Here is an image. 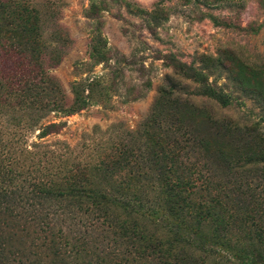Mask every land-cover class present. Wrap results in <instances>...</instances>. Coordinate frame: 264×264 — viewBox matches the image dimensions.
Segmentation results:
<instances>
[{"label":"trees","instance_id":"obj_1","mask_svg":"<svg viewBox=\"0 0 264 264\" xmlns=\"http://www.w3.org/2000/svg\"><path fill=\"white\" fill-rule=\"evenodd\" d=\"M56 17L55 7L0 0V264H264V63L218 60L257 118L217 117L173 83L136 130L27 149L28 133L66 127L44 124L50 114L87 103L80 87L69 102L50 74L69 40ZM96 42L91 58L105 57ZM213 69L188 78L208 99L243 107L209 82Z\"/></svg>","mask_w":264,"mask_h":264},{"label":"rangeland","instance_id":"obj_2","mask_svg":"<svg viewBox=\"0 0 264 264\" xmlns=\"http://www.w3.org/2000/svg\"><path fill=\"white\" fill-rule=\"evenodd\" d=\"M27 1L56 8V21L69 40L62 61L50 74L58 79L69 102L75 87L83 90L87 101L71 116L50 114L44 124L62 122L66 127L44 139L38 138L39 130L28 133L27 149L33 143L58 141L76 149L107 133L136 130L161 89L173 83L184 97L208 102L217 117L243 122L248 115L261 114L254 101L234 89L229 68L264 63V0ZM51 34L47 31V36ZM100 39L98 48L107 54L93 59L92 48ZM210 65L214 69L209 82L225 86L243 101V107L222 106L202 94L201 84L189 80L194 71L207 73Z\"/></svg>","mask_w":264,"mask_h":264}]
</instances>
